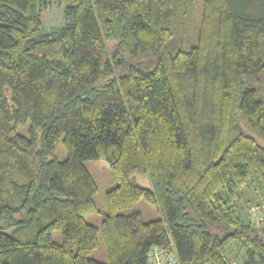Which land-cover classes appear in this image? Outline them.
I'll return each instance as SVG.
<instances>
[{
  "label": "trees",
  "instance_id": "16d2710c",
  "mask_svg": "<svg viewBox=\"0 0 264 264\" xmlns=\"http://www.w3.org/2000/svg\"><path fill=\"white\" fill-rule=\"evenodd\" d=\"M94 159L116 180L99 226ZM243 191L264 208V0H0V264H149L156 245L264 264ZM139 199L160 215L121 212Z\"/></svg>",
  "mask_w": 264,
  "mask_h": 264
},
{
  "label": "rangeland",
  "instance_id": "374dc122",
  "mask_svg": "<svg viewBox=\"0 0 264 264\" xmlns=\"http://www.w3.org/2000/svg\"><path fill=\"white\" fill-rule=\"evenodd\" d=\"M65 21L66 20L63 16L62 6L57 1H51L47 3L44 8H42L41 24L43 30L47 29L49 31L51 29L53 30L61 27L65 23ZM27 129L28 126L25 125L17 129V132L27 135ZM56 154L61 159L65 157L66 152L61 144L58 145ZM84 165L86 166L92 177L95 179L98 186V190L95 194L97 211L93 212L90 215H87V217H85V220L89 223L99 226L102 214L106 211L105 191L115 186L116 180L112 174L109 163L106 160H86L84 162ZM132 176L139 185L149 187V181L145 175L133 173ZM254 204L255 203H253L250 194L246 191H243L241 199L237 202V205L238 212L245 221H248L250 219V215H252L253 211L258 212V215L262 214L261 211H263L264 208L258 207ZM132 211L141 212L143 217L147 220L156 218L160 215L159 208L153 204L148 203L144 199H139L137 202H135L133 207L122 210L121 212L130 213ZM263 224L264 221H262V223L258 224L257 226H262ZM212 229L213 231H215L214 228ZM52 235L53 239L56 241H58L61 236L60 231H54ZM97 237L99 243L98 248L93 252V254L90 255V257L99 261H105L104 258L106 259V254L100 231ZM228 256L232 259L234 264H241V261L246 258L245 251L237 247H233L231 252L229 251Z\"/></svg>",
  "mask_w": 264,
  "mask_h": 264
},
{
  "label": "built area",
  "instance_id": "2783aa9c",
  "mask_svg": "<svg viewBox=\"0 0 264 264\" xmlns=\"http://www.w3.org/2000/svg\"><path fill=\"white\" fill-rule=\"evenodd\" d=\"M254 217L261 218L258 215ZM147 259L149 264H179L176 253L172 249L167 251L165 247L159 245L149 250Z\"/></svg>",
  "mask_w": 264,
  "mask_h": 264
},
{
  "label": "bare ground",
  "instance_id": "6f19581e",
  "mask_svg": "<svg viewBox=\"0 0 264 264\" xmlns=\"http://www.w3.org/2000/svg\"><path fill=\"white\" fill-rule=\"evenodd\" d=\"M256 213H257V214H256ZM252 215H258V212H254V211H253V212H252ZM258 216H259V215H258Z\"/></svg>",
  "mask_w": 264,
  "mask_h": 264
}]
</instances>
